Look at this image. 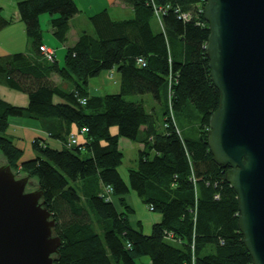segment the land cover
Instances as JSON below:
<instances>
[{"label": "trees", "instance_id": "obj_1", "mask_svg": "<svg viewBox=\"0 0 264 264\" xmlns=\"http://www.w3.org/2000/svg\"><path fill=\"white\" fill-rule=\"evenodd\" d=\"M119 1L133 16L114 21L103 10L88 17L92 34L82 32L60 66L41 53L40 16L52 17L53 35L63 44L70 21L81 12L76 1L16 0L32 56L0 57V84L28 98L20 107L0 97V153L15 174L30 175L43 193L61 241L54 263L137 264L145 256L150 264H252L237 224V196L225 182L228 168L216 165L207 146L219 96L204 53V1ZM155 6L164 9L162 29ZM183 12L191 19L183 20ZM9 23L0 17V29ZM140 58L144 66L137 64ZM111 70L118 93L91 94V79ZM131 96L142 98L127 100ZM147 97L158 111L145 109ZM25 117L40 123L47 136L32 141L35 157L26 160L6 135L11 119ZM179 119L190 126L181 129ZM73 126L76 140L68 147ZM122 138L143 145L126 178L119 173ZM107 186L113 190L109 200ZM129 193L160 217L148 235L132 220Z\"/></svg>", "mask_w": 264, "mask_h": 264}, {"label": "water", "instance_id": "obj_2", "mask_svg": "<svg viewBox=\"0 0 264 264\" xmlns=\"http://www.w3.org/2000/svg\"><path fill=\"white\" fill-rule=\"evenodd\" d=\"M203 1L204 53L219 96L207 146L228 168L242 244L252 264H264V0ZM33 183L0 164V264H55L56 221Z\"/></svg>", "mask_w": 264, "mask_h": 264}, {"label": "crops", "instance_id": "obj_3", "mask_svg": "<svg viewBox=\"0 0 264 264\" xmlns=\"http://www.w3.org/2000/svg\"><path fill=\"white\" fill-rule=\"evenodd\" d=\"M75 1L81 12L75 15L74 18L69 23L70 29L66 35L67 39L63 44H61L62 45L61 49H63V51H65L67 47L74 45L77 39L79 38L78 36L82 33V30L80 31L79 28L75 27L76 20L82 19L84 24L85 23L87 24V22H89L88 17L93 16L95 15V13L101 12L103 10H107L109 12V15H111L112 20L114 21L121 19H128V17L133 16V9L128 5L127 6L123 5L119 0H75ZM0 17L10 21L8 25L0 29V57L9 56L11 54H17V53H21V54L25 53L29 56H32V51L30 50V43L29 40H27L24 25L18 15V11L16 8V0H0ZM92 31H93V27H92ZM50 33L54 37L52 30H50ZM43 43L46 47L53 49V47L46 44L44 40ZM59 52L60 50L56 51L55 49L56 54H58ZM57 58L58 56L55 57V60H57ZM57 61L59 63V60ZM104 74L107 73H103L99 75L97 78L91 79L88 85V91L91 94L99 96V94L100 95L106 94L107 92H109L108 94L118 93L119 79L116 76V74H114V78H113L115 82H113L112 80H108L111 78L107 79ZM55 77H53L52 79L53 82L59 83L60 81H57L58 79H55ZM145 101H146V105L148 106V110L154 106V108L158 111L159 106L156 103H154V101H152L148 97L145 98ZM39 124L40 123H38L37 121L35 122L26 117L14 118L11 119L9 122V126H8L9 128L6 132V135L11 137L14 141V144L24 152L23 153L24 160L33 159L35 157L33 148L31 147V143L33 140L37 138H42V139L47 138L44 131L42 130L41 125ZM72 132H75L74 126L72 127ZM78 141L79 143H82L84 140L82 137H79ZM118 143H119V149L121 150V144H123L122 140L119 139ZM142 147L143 146L141 144H138L139 150H141ZM132 148L133 147H130V149ZM132 194L134 193H129L126 196L127 202L131 207H132L131 198L133 199L135 198V196H133ZM152 213H146L148 214L145 217L147 218L146 219L147 222H149V226L147 227L148 229L153 224L158 223V221L160 220L159 215H153Z\"/></svg>", "mask_w": 264, "mask_h": 264}, {"label": "rangeland", "instance_id": "obj_4", "mask_svg": "<svg viewBox=\"0 0 264 264\" xmlns=\"http://www.w3.org/2000/svg\"><path fill=\"white\" fill-rule=\"evenodd\" d=\"M122 4L125 5L124 3H122ZM154 12H155V10L153 11V13ZM154 15L156 16V13H154ZM40 18H41L40 19V28L43 31V38L42 39L44 40V42L46 44H48L49 46L53 47L52 50H55V49H56V51L60 50V52L58 54H56V57L58 56L57 60H59V65L62 66L64 64L63 58L65 56V51H63V49H61V46H62L61 45L62 44L61 41L58 40L57 38H55V36L53 37L51 35V33H50V30H52V28L50 27L51 25L49 24L50 23L49 21L51 20L52 17H50L49 14L44 13V14H42L40 16ZM156 20H157V24H158L157 26L159 27V29H162V26L160 25L161 23L158 22L157 16H156ZM75 27L79 28L80 31L82 30V32L87 31V32H89L91 34L93 32L92 31V26L90 25V23L87 22V24L86 23L84 24L82 19L76 20ZM114 74H104V75L106 76L107 79L111 78V79H108V80H112L113 82H115V80L113 79L114 78ZM55 79H57V78L55 77ZM108 93L109 92H107L106 94H108ZM25 95L21 94L20 92L15 91V90H13V91L10 90L4 84H0V97L3 98L4 100L8 101L12 105H16V106H20V107L26 106L27 102H28V98H26L27 95L26 96ZM140 98H142V96H131V97H128L127 100H129V101H131V100L132 101H139ZM145 109L148 111V106L147 105H146ZM168 109H169L170 116L171 115L173 116V113H172L173 110L171 109L170 103L168 105ZM178 125H179V127L181 129H184V127H186V126L187 127L190 126V125L184 126V122L180 121V119H179ZM116 132H117V128L116 127H112L110 129V133L115 134ZM186 133H188L192 137L196 136L195 131H193L192 129H189V128H187ZM71 135L76 137L74 132L70 133V136ZM121 140H122V143H123V144H121V153L123 154V159H122L121 166L119 167V173H120V176H122L123 178L124 177L126 178L127 177V175H126L127 174V170L134 169V168L137 167L136 160H137V155H138L139 149H138V143H136V142L132 143V142H130L129 140H127L125 138H122ZM71 142H72V140H70V137H69V140L67 142V144H68L67 146L68 147L71 146L70 145ZM130 147H133V148L130 149ZM80 156L83 157V158H87L85 152H81ZM4 161L5 160L2 158L1 153H0V164H4L5 163ZM17 173L20 176H25V174H23L21 172L19 173V171H17ZM32 181L34 183H33V187L30 188V189H33L35 187L34 184H35L36 181L34 179H32ZM70 185H73V183H71ZM107 187L104 188L105 191H106ZM111 194H112V192H111ZM132 195L135 196L134 194H132ZM131 203H132V207L134 208V213H133V217H132L133 222H135V220L138 219L141 222V224H142L141 228H142L143 234L144 235H148L151 232L152 228L151 227L149 229L147 228L149 226V222H147V220H146L147 218H145V217H146V215H148L146 213H152L153 210H151L150 208L145 207L137 196H135L134 199L131 198ZM152 214L156 215L155 213H152ZM91 220H93V224L95 225V227H97V218H95V216L93 215L91 217ZM140 260H142V261H140ZM137 264H150V260H148L147 257L143 256V257H140V258L137 259Z\"/></svg>", "mask_w": 264, "mask_h": 264}, {"label": "built area", "instance_id": "obj_5", "mask_svg": "<svg viewBox=\"0 0 264 264\" xmlns=\"http://www.w3.org/2000/svg\"><path fill=\"white\" fill-rule=\"evenodd\" d=\"M154 10H155L154 13H156V16L158 18V22L160 23V17L162 15V13H164V9L162 7L157 8L155 6L154 7ZM176 12H178V10H176ZM179 16H181L183 18V20H185V21H188L189 19H191V14H189V13H184L183 12V13L179 14ZM40 50H41V53H42V55L44 56V58L46 60L54 61V59L56 57L55 50H52V49L46 47L45 45H43L42 47H40ZM137 64L140 65V66L141 65L144 66L145 65V62H144V60L142 58H140V59H137ZM108 74H114V71L111 70V71L108 72ZM170 81H171V79H170ZM80 102L83 103V104H85V99H81ZM84 130L86 131V129H84ZM75 140H76V137L75 136H72V142L73 143H75ZM104 192L107 195L106 198L109 200L110 199L109 196H110V194L112 192V189L110 187H107L106 188V191L104 190Z\"/></svg>", "mask_w": 264, "mask_h": 264}]
</instances>
